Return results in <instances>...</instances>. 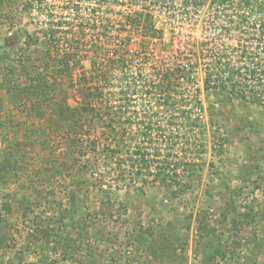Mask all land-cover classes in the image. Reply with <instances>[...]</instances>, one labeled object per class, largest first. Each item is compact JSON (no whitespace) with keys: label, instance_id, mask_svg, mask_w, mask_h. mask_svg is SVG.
<instances>
[{"label":"rangeland","instance_id":"374dc122","mask_svg":"<svg viewBox=\"0 0 264 264\" xmlns=\"http://www.w3.org/2000/svg\"><path fill=\"white\" fill-rule=\"evenodd\" d=\"M142 1L46 0L49 12L7 7L16 26L0 18V264H264V0H153L156 38L135 34L130 71L106 88L91 78L106 60L97 29L106 15L132 28L117 13ZM52 12L95 29L70 77L26 44ZM56 19L53 37L72 34ZM38 66L57 88L33 105L23 69ZM229 66L234 92L206 90ZM87 105L97 114L81 115L73 144L62 131Z\"/></svg>","mask_w":264,"mask_h":264},{"label":"trees","instance_id":"16d2710c","mask_svg":"<svg viewBox=\"0 0 264 264\" xmlns=\"http://www.w3.org/2000/svg\"><path fill=\"white\" fill-rule=\"evenodd\" d=\"M45 1L46 0H0V18L2 20H5V19L9 20V18H12L9 23L10 27L16 26L17 23H19V20L16 18L15 15H12V17H9L6 15L8 14L6 13L7 7H9V11L11 13L14 12L13 8L18 9L20 6L22 10H25V12L31 11L32 6H36L38 8L41 7V9L44 8L47 12H49L50 8L47 5V3H45ZM70 1H75V0H70ZM122 1L124 0H106V4H107L106 6L110 8V6H114L111 3L114 2L117 4L118 2H122ZM129 1L134 4H137L138 2H143L142 0L140 1L129 0ZM153 5H154L153 0H149V5H147V7H144L142 9H139V8L135 9L131 14H128V15L126 14L127 16H125L124 14L122 15L120 11H119L120 13H117L120 17L121 16L124 18L126 17L128 24L130 25V27H132L130 29H125V28L118 29V27L117 29H112L110 25V21L108 19L109 15H106L105 22L103 23L104 28L97 29V30H103L104 33L102 35L106 38V49H103V52H104L103 55H106V60L102 62V65L100 66V68L104 70H100L99 68L96 69L93 66V68H95V73H94L95 75H91L92 79L94 78L96 81L105 82V85L107 88V85H108L107 81L109 82L113 81L112 77L115 74V71H118L121 74L124 73L125 75L127 74L128 71H130L128 66L132 65V62L134 59L133 55L135 51H133V54L129 53L131 51L130 50L131 48H129L128 46L132 38H134L135 34L140 36V40H141L140 43L142 42V40L144 43H146L145 39H151L153 41L156 38L155 33L151 32V29H148L149 28L148 24H150V18H151L150 16H151V11H152L151 7ZM77 12L78 10H76V13ZM57 14L58 13H53V12L48 13V16L51 15V18H49V21H48L49 26L48 25L46 26L44 24L45 27L43 28L44 30H42V35L44 36V39L40 40L38 37L33 38V36L28 35L26 38V44L28 46H31V45L39 46L40 45V47L42 48L41 52L44 53V57L42 60L46 62L45 65L43 64L44 68H48L50 66V64L48 63L52 61L56 63V60H57L58 64L59 65L62 64L63 66V69L59 71L63 72L64 70H66L68 72L70 62H72L73 59L76 60V57L80 58L81 56L80 52H82V50L80 49L82 47L87 46L86 44L82 43L84 40L85 32L90 31V30H95V29H87L88 28L87 25L89 24L90 19L86 21L85 19L79 17V14H76L73 18H69V19H66L65 15L63 14H59V16ZM53 17L58 18L56 19V25L58 26V28L56 29H66V31L70 30L72 31V34H68L66 32V33H62L63 35L58 34V38L53 37L58 32V31H54V32L51 31V29H53L52 27ZM95 17L97 18L95 19ZM99 18L101 17L94 16L91 19V22H93L94 24L98 22L97 19ZM70 19L75 20L77 23L73 24V22H71ZM141 26H145L146 29H140ZM51 32L52 34H50ZM117 42H121V43L119 45H115V43ZM112 45H114V47H112ZM110 46L113 48L112 52H110L111 51L109 49ZM125 47H128V48L125 49ZM141 51L143 52V50ZM128 59H130V61H128ZM91 63L92 65H95L93 60H91ZM231 68L232 67L230 66L227 67V70L221 69V68H216V69L212 68L211 71L208 69L209 70L208 76L205 79V89L211 90L214 88L219 91H222L223 89H227L229 92H234V89L231 86L230 88L227 87L226 83L223 80H220L222 79V76L220 75H222L223 72L233 73V70ZM44 70L45 69H40L39 66L36 67L35 73L29 72L26 68L23 69L24 76L26 77V87L24 89L26 100L32 101L34 103L33 105H35V103L37 102L39 98H51L53 95V92L56 91V88H57L56 87L57 80L55 78L56 76L52 75L54 78L52 79V81H50L49 76L51 75H48V71L46 70L44 71ZM213 70H214V73H212ZM70 73L71 72H68L69 77H70ZM165 74L166 75L164 76H168L169 79L171 78V76H169L168 73H165ZM82 78L84 77H80L79 80L81 81ZM125 78L126 76L123 78L120 77L118 78V80L119 81L122 80V83L125 84L126 83V81H124ZM169 79H168V82H169ZM95 80L94 82H96ZM228 80H229L230 85L235 84L231 80V77H228ZM97 87H100V86L98 85ZM129 88L133 90H137L138 86L133 84V86H129ZM7 91L10 94L11 99L15 101V98L17 97L16 91H13V89L10 86H8ZM236 94H238V92ZM92 95L94 96L95 94L92 93ZM101 95H103V93H101ZM125 95L128 96V93L125 92L123 96ZM65 101L66 99L64 100L62 104H64ZM211 108H212L211 111L214 112L212 106ZM94 110L95 109H93V107H90L87 105V106L82 107V110L78 111L79 114L81 113L79 115L80 117H78L77 119H74L73 123H70L69 125L70 127L66 129V132L62 131L63 134L66 136V139L71 137L69 139L71 140L73 144H75L78 141V135H80L79 133H81L84 129V126L80 124L79 118H81V115L83 113L97 114V112H95Z\"/></svg>","mask_w":264,"mask_h":264}]
</instances>
